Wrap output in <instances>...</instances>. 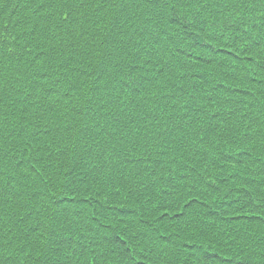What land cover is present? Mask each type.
<instances>
[{
    "label": "trees",
    "instance_id": "trees-1",
    "mask_svg": "<svg viewBox=\"0 0 264 264\" xmlns=\"http://www.w3.org/2000/svg\"><path fill=\"white\" fill-rule=\"evenodd\" d=\"M0 264H264V0H0Z\"/></svg>",
    "mask_w": 264,
    "mask_h": 264
}]
</instances>
